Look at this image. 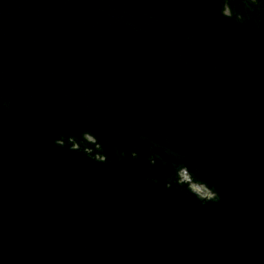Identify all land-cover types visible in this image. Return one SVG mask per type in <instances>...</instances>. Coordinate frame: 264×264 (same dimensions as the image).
Masks as SVG:
<instances>
[{
	"label": "water",
	"instance_id": "1",
	"mask_svg": "<svg viewBox=\"0 0 264 264\" xmlns=\"http://www.w3.org/2000/svg\"><path fill=\"white\" fill-rule=\"evenodd\" d=\"M0 264H264V0H0Z\"/></svg>",
	"mask_w": 264,
	"mask_h": 264
},
{
	"label": "snow or ice",
	"instance_id": "2",
	"mask_svg": "<svg viewBox=\"0 0 264 264\" xmlns=\"http://www.w3.org/2000/svg\"><path fill=\"white\" fill-rule=\"evenodd\" d=\"M132 155L135 156L136 155V152H132Z\"/></svg>",
	"mask_w": 264,
	"mask_h": 264
},
{
	"label": "clouds",
	"instance_id": "3",
	"mask_svg": "<svg viewBox=\"0 0 264 264\" xmlns=\"http://www.w3.org/2000/svg\"><path fill=\"white\" fill-rule=\"evenodd\" d=\"M252 2H253V3H255V2H256V0H252Z\"/></svg>",
	"mask_w": 264,
	"mask_h": 264
}]
</instances>
